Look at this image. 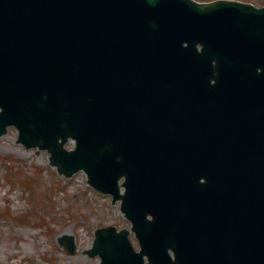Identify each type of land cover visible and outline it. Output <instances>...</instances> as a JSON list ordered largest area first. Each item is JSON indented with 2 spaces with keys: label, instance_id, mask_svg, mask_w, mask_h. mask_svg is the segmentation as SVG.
<instances>
[{
  "label": "water",
  "instance_id": "obj_1",
  "mask_svg": "<svg viewBox=\"0 0 264 264\" xmlns=\"http://www.w3.org/2000/svg\"><path fill=\"white\" fill-rule=\"evenodd\" d=\"M13 124L122 200L142 249L98 228L104 264H264V6L0 0V136Z\"/></svg>",
  "mask_w": 264,
  "mask_h": 264
},
{
  "label": "rangeland",
  "instance_id": "obj_2",
  "mask_svg": "<svg viewBox=\"0 0 264 264\" xmlns=\"http://www.w3.org/2000/svg\"><path fill=\"white\" fill-rule=\"evenodd\" d=\"M17 137L15 127L0 137V264H102L86 250L97 227H130L119 202L90 186L83 171L60 175L46 150L27 149ZM63 235L74 236L75 254L59 244Z\"/></svg>",
  "mask_w": 264,
  "mask_h": 264
}]
</instances>
